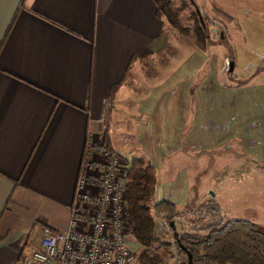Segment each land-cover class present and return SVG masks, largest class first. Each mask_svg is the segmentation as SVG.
I'll return each instance as SVG.
<instances>
[{
	"label": "crops",
	"instance_id": "0c3cea01",
	"mask_svg": "<svg viewBox=\"0 0 264 264\" xmlns=\"http://www.w3.org/2000/svg\"><path fill=\"white\" fill-rule=\"evenodd\" d=\"M166 25L153 0H0V264H18L31 232L68 227L88 137L113 148L114 106L133 68L165 50ZM157 88L137 94V115L177 90ZM135 133L144 144L147 127Z\"/></svg>",
	"mask_w": 264,
	"mask_h": 264
},
{
	"label": "rangeland",
	"instance_id": "374dc122",
	"mask_svg": "<svg viewBox=\"0 0 264 264\" xmlns=\"http://www.w3.org/2000/svg\"><path fill=\"white\" fill-rule=\"evenodd\" d=\"M174 1L186 4L180 19L190 27L193 4ZM193 1L213 23L206 29L207 50L199 48L192 32L180 34L166 25L165 50L133 68L122 91L128 100L114 106L112 150L127 162L138 158L153 165L161 182L152 203L181 200L196 208L212 200L226 218L248 219L264 232V0ZM158 85L177 90L161 96L151 113L137 115V94L147 96ZM240 101L243 115L247 108L254 111L249 122L234 119ZM137 124L147 127L144 144L135 133ZM189 217H181V225L187 227ZM165 221L156 220L154 249L163 263L172 264L178 249ZM29 236L28 253L41 240L36 231ZM130 241L133 264H141L140 247Z\"/></svg>",
	"mask_w": 264,
	"mask_h": 264
},
{
	"label": "trees",
	"instance_id": "16d2710c",
	"mask_svg": "<svg viewBox=\"0 0 264 264\" xmlns=\"http://www.w3.org/2000/svg\"><path fill=\"white\" fill-rule=\"evenodd\" d=\"M153 1L159 18L180 34L192 32L199 48L207 50L206 29L196 12L190 14V27L180 19L186 7L184 1L178 6L174 0ZM204 22L208 28L209 18L204 16ZM116 88L117 85L111 90ZM104 136L110 146L105 133ZM156 183L152 164H144L138 158L130 160L125 180V221L129 237L140 247L138 260L141 264H163L162 257L153 250L158 235L156 220L160 217L170 227L177 249L185 255L177 244L179 241L190 253L192 264H264V232L257 224L248 219L226 218L212 200L196 208L168 200L152 203ZM186 214L190 216L187 227L180 223V218Z\"/></svg>",
	"mask_w": 264,
	"mask_h": 264
},
{
	"label": "built area",
	"instance_id": "2783aa9c",
	"mask_svg": "<svg viewBox=\"0 0 264 264\" xmlns=\"http://www.w3.org/2000/svg\"><path fill=\"white\" fill-rule=\"evenodd\" d=\"M128 167L103 135H89L68 227L44 226L40 244L21 255L18 264H133L124 206ZM172 264H186V256L178 250Z\"/></svg>",
	"mask_w": 264,
	"mask_h": 264
},
{
	"label": "water",
	"instance_id": "95a60500",
	"mask_svg": "<svg viewBox=\"0 0 264 264\" xmlns=\"http://www.w3.org/2000/svg\"><path fill=\"white\" fill-rule=\"evenodd\" d=\"M190 1L195 6V11H196V13L198 15V18L200 19V21H202V15H201L200 9L194 3L193 0H190ZM233 69H234V61L230 60V62L228 63V72H232ZM170 225H173V222H171ZM175 235H176V233H175ZM177 244L181 248V250L185 253L186 258H187V264H192V257L190 255V253L186 250V248L179 241H177Z\"/></svg>",
	"mask_w": 264,
	"mask_h": 264
},
{
	"label": "flooded vegetation",
	"instance_id": "af4514ba",
	"mask_svg": "<svg viewBox=\"0 0 264 264\" xmlns=\"http://www.w3.org/2000/svg\"><path fill=\"white\" fill-rule=\"evenodd\" d=\"M193 7L195 8V6L193 5ZM196 12V11H195ZM197 14V13H196ZM201 15H202V13H201ZM204 16H206V15H204ZM204 16L202 15V21H200V19H199V21L201 22V24H202V26L205 28V29H208L209 27H211L212 25H213V23H212V20L209 18V22H210V25H209V27L208 28H206V25H205V22H204ZM197 17H198V15H197ZM207 17V16H206ZM222 32H223V30H222ZM222 32H221V38H222V36H223V34H222ZM207 38H208V41L210 40V35L209 34H207ZM203 51V50H202ZM233 60V59H232ZM234 61V60H233ZM230 62V60L227 62V74L230 76V75H232V73H233V71H234V69H233V71L232 72H228V63ZM234 68H235V61H234ZM251 109H252V107H251ZM249 112H251V114H252V117L254 116V111H253V109L252 110H250L249 108L248 109H246V113H245V115L243 116V119H245L246 120V122H249L250 121V119H248V114H249ZM236 116V115H235ZM234 116V117H235ZM251 117V118H252ZM235 119V118H234ZM242 140V139H241Z\"/></svg>",
	"mask_w": 264,
	"mask_h": 264
}]
</instances>
